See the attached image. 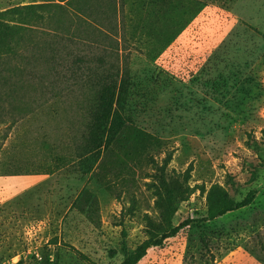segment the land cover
<instances>
[{
	"label": "rangeland",
	"instance_id": "374dc122",
	"mask_svg": "<svg viewBox=\"0 0 264 264\" xmlns=\"http://www.w3.org/2000/svg\"><path fill=\"white\" fill-rule=\"evenodd\" d=\"M122 1L116 14L127 19ZM177 1L180 26L166 44L130 40L118 53L132 121L148 136L102 141L78 157L77 83L0 61V264H120L148 230L185 221L136 264H264V0ZM31 4L70 10L59 0H0V12ZM16 80L24 86L12 101ZM212 185L254 199L208 221Z\"/></svg>",
	"mask_w": 264,
	"mask_h": 264
},
{
	"label": "trees",
	"instance_id": "16d2710c",
	"mask_svg": "<svg viewBox=\"0 0 264 264\" xmlns=\"http://www.w3.org/2000/svg\"><path fill=\"white\" fill-rule=\"evenodd\" d=\"M59 1H64L72 11L64 9L60 4H31L0 12V61L9 59L25 64H39L50 76L52 73L58 78L60 74L65 83L68 79L71 85L75 86L77 83L81 92L76 101L78 122L84 124L83 129L79 125V138L73 141L78 157L90 155L102 141L108 144L116 137L148 136L149 134L139 131L132 121L130 106L133 85L127 70L128 61L123 59L119 63L118 53L122 44L125 43L127 47L130 40L141 42L148 38L151 42L160 40L166 44L178 32L172 28L180 26L178 1L125 0L129 8L127 19L116 14L118 0ZM172 11L175 12L174 16ZM88 15L94 21L105 20L108 26L92 25L90 19L87 20ZM65 17H72L76 23H80L61 26ZM117 20L119 27L114 25ZM122 22H126L129 28H125ZM39 25L45 29H34ZM91 37L99 40L94 41ZM93 49L98 50L99 55L94 56ZM63 52L68 57L62 56ZM25 71L23 69V73ZM16 81L19 82L13 81L8 89L12 101L18 100L20 96L17 90L24 86L20 84L23 80ZM7 95L5 93L4 98L0 95V103L6 101ZM1 109L0 107V119ZM20 109V106H12L14 111H21ZM160 170L161 184H165L164 169ZM253 199L254 194L250 191L242 200L235 201L220 187L212 185L206 192L205 219L212 221L226 213L247 207ZM186 226L187 221L181 222L162 230L158 235L148 230L149 237L136 245L120 264H136L148 249L161 246L165 239L175 236Z\"/></svg>",
	"mask_w": 264,
	"mask_h": 264
}]
</instances>
